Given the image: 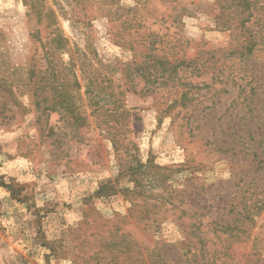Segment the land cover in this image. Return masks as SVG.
<instances>
[{"label":"rangeland","instance_id":"374dc122","mask_svg":"<svg viewBox=\"0 0 264 264\" xmlns=\"http://www.w3.org/2000/svg\"><path fill=\"white\" fill-rule=\"evenodd\" d=\"M250 1L0 0V264H264Z\"/></svg>","mask_w":264,"mask_h":264},{"label":"trees","instance_id":"16d2710c","mask_svg":"<svg viewBox=\"0 0 264 264\" xmlns=\"http://www.w3.org/2000/svg\"><path fill=\"white\" fill-rule=\"evenodd\" d=\"M243 1V6H245V9L247 11V14L244 18H241L240 19V25H244L245 23H247L248 21L251 20L252 16H253V10L251 9V6H255V2L252 3V1L250 0H242ZM239 21V20H238ZM262 21V24L264 25V20H261V18L259 17V19H257V23ZM252 48L249 47L247 48L248 51H252L251 50ZM264 62L261 64V66H256V64H247L245 65V67L243 68V72L246 76V81H247V78H249V80L252 78L251 82H252V85L250 87V92L251 94L255 97V98H260V99H263L264 97L262 96L261 97V94L262 92H264ZM251 77V78H250ZM249 80L247 82H243V84H241V86H246L249 82ZM257 87H260L259 90H257ZM186 94H183V97H185ZM246 97V96H245ZM102 100L101 97H99V99L95 100V106L98 107V102ZM73 104V103H72ZM70 110V108H68ZM67 110V109H66ZM118 112H114V110H111V112H108V114L106 115L108 118H109V121L110 120H116L118 119V117H122L123 118V113H120L119 114ZM257 116L261 117L263 114H260L259 112L256 113ZM111 122V121H110ZM107 127H109V129H115V130H118V127H115L113 126L111 123H109L107 125ZM107 131L111 134V141L113 142L114 145H116V140L118 139V132H117V136H116V132H112L111 130H108ZM250 133V131H249ZM251 135V133H250ZM117 137V139H116ZM259 163V161L257 162ZM143 166L144 164L140 163L139 161L136 163V165H131L129 166L128 168L125 169V171H121L119 172V175L121 174H125L126 176H128L131 181H133V188H132V191L134 192H138L140 193L141 190H138V188L142 185V182L138 179L139 177V174L142 173L143 171ZM160 168V167H159ZM0 186H3L5 188H7L8 190L11 191V193H13V189H12V186L1 181L0 180ZM116 184H113L112 183V180L108 179L106 180L105 182H102L100 183V186L97 190L96 193L100 194V193H109V191H114L116 190ZM123 191H128L126 190V188L123 189Z\"/></svg>","mask_w":264,"mask_h":264}]
</instances>
